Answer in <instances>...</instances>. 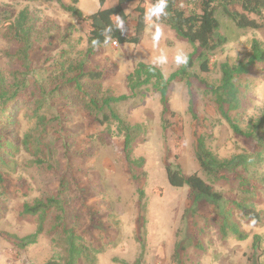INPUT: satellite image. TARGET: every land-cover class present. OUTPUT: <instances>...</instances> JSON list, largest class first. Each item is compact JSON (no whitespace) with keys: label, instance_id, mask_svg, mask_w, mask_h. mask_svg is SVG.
I'll return each instance as SVG.
<instances>
[{"label":"rangeland","instance_id":"1","mask_svg":"<svg viewBox=\"0 0 264 264\" xmlns=\"http://www.w3.org/2000/svg\"><path fill=\"white\" fill-rule=\"evenodd\" d=\"M63 1L67 5L73 2ZM148 3L150 0L142 1L146 6ZM117 4L118 0H106L104 8ZM139 5L135 2L125 6L131 17L126 24L128 37L134 35ZM77 6L84 16L102 8L100 0H78ZM180 6L189 10L185 3ZM0 7L16 11L28 9L38 19L42 31L41 43L31 55L28 88L6 117L14 138L19 137L21 141L15 145L19 152L11 159L9 170L4 171V190L0 191V204L4 207L0 212V264H46L61 255L52 237L44 235L36 245L24 250L18 249L7 237L8 234L21 238L33 234L37 218L24 217V205L59 191L67 203L71 222L96 252L95 264H136L143 242L146 245L142 264H173L177 243L182 241L185 245L187 238L197 234L182 223L193 205L190 191L187 187L170 186L167 166L179 164L185 175L199 173L207 180L195 153L196 140L201 135L206 137L208 148L221 159L249 149L217 114L212 97L202 83L219 85L221 65L246 61L254 40L264 47V28L238 29L227 16L218 13L221 34L228 43L212 57L210 73L201 72L198 66L194 68L191 88L185 81L171 86L169 106L175 117L170 119V129L163 128L160 96L150 87L137 97L113 106L129 123L145 127V134L133 149L135 158L146 161L147 179L143 185L148 211L143 219L138 188L126 163L124 140L115 126L101 124L90 110L85 93L98 94L99 99L128 96L129 75L139 63L152 65V58L158 54L148 32L137 46L109 44L98 50L87 61V69L101 73L102 79L98 83L83 81L80 91L71 79L87 59V26L56 3L0 0ZM161 27L164 36L160 47L168 50L169 63L158 68L169 77L182 67L172 62L175 48L183 47L189 55L193 48L169 26L161 24ZM3 32L0 24V72L12 78L17 66L5 56L12 45L4 39ZM238 85L242 108L231 116L246 131L251 122L264 114V64L254 66L238 80ZM192 102L197 120L189 112ZM258 173L264 178V166ZM215 188L222 189L220 185ZM256 209L264 219V192ZM198 212L196 220L202 229L200 247L188 245L181 254L182 264H264V225L248 224L237 213L235 220L248 238L245 241L234 237L223 239L209 202H201ZM180 230L184 233L178 237ZM254 237L259 238L256 249Z\"/></svg>","mask_w":264,"mask_h":264},{"label":"trees","instance_id":"2","mask_svg":"<svg viewBox=\"0 0 264 264\" xmlns=\"http://www.w3.org/2000/svg\"><path fill=\"white\" fill-rule=\"evenodd\" d=\"M46 3H56L71 16L87 26V52L86 60L80 67L76 77L71 79L81 91L83 81L98 83L102 74L87 69V61L100 50L103 45V30L111 24L110 17L120 14L127 24L131 19L125 6L135 2L140 5L136 9L137 17L134 21V35H121L113 28L111 33L114 40H119V46L139 45L146 32L143 21V13L146 5L143 0H118L116 6L104 8L106 0H100L101 9L96 13L84 16L78 8V0H73L67 5L63 0H42ZM154 2V0H150ZM188 5V9L180 6ZM169 16L161 20V24L169 26L178 38L187 41L193 48L189 55L188 63L178 71L166 77L161 69L153 65L139 63L127 79L129 95L98 98V94L85 93L88 105L101 124L115 126L118 134L124 140V153L127 167L137 186L140 211L143 219L148 211V199L143 185L147 179L144 171L146 161L144 158H135L133 149L138 139L145 134V127L140 124H131L121 117L113 108L115 105L137 97L147 88H152L159 93L162 105L163 128H171L175 113L170 110L169 93L171 86L177 81H185L191 88L195 75L192 71L199 67L203 73L211 72V59L225 44L226 37L221 34V24L218 13L227 16L238 29L261 30L264 28V0H168ZM0 24L3 25V36L7 43L12 45L11 51L5 52L17 69L9 78L0 72V191L4 190L5 173L11 166V159L17 152L16 143L20 138H14L11 124L6 120L8 110L19 103V98L25 94L28 88V79L31 74V55L36 46L41 43L42 31L38 26V19L28 9L22 11L8 10L0 7ZM101 41L99 46L93 47L92 40ZM250 57L238 64L224 63L221 65L222 78L219 85L204 84L206 92L211 95L217 114L226 120L231 126L235 137L244 141L249 146L248 150L235 154L230 158L221 159L207 146L206 137L201 135L196 140V158L200 171L206 177L205 180L199 173L185 175L179 164L167 166V177L171 187L181 189L187 187L193 200L192 207L183 218V225L192 228L197 236L187 238L186 244L179 241L173 255V264H182L181 254L186 252L188 245L200 247L199 237L202 234L197 216L201 202H209L214 209L215 222L219 225V232L223 239L234 237L239 241H245L248 236L241 230L235 220L237 213L248 224H262L264 219L257 211L256 205L262 201L264 192V178L259 177V170L264 166V114L255 122H251L249 128L244 131L232 119L231 114L242 108L240 87L238 80L247 75L251 69L264 64V47L262 43L254 40ZM21 68H20V67ZM34 97V94L32 95ZM189 112L194 120L198 119L196 107L190 103ZM27 144V143H26ZM222 188L218 191L215 186ZM228 188V189H225ZM162 193L161 189L159 190ZM1 193V192H0ZM4 207L0 204V212ZM24 217L37 218L36 231L26 237H18L8 234V239L20 250L36 245L42 236H49L57 242V248L61 251L58 258L48 261L46 264H95L96 252L87 240L83 238L77 226L71 222L67 203L61 191L36 200L33 204L23 207ZM146 233V229H144ZM180 230L178 237L183 234ZM254 249L258 247V237H254ZM145 243H142V252L136 264H142L145 256Z\"/></svg>","mask_w":264,"mask_h":264},{"label":"clouds","instance_id":"3","mask_svg":"<svg viewBox=\"0 0 264 264\" xmlns=\"http://www.w3.org/2000/svg\"><path fill=\"white\" fill-rule=\"evenodd\" d=\"M168 0H154L150 2L145 7L143 13V21L146 26V31L151 37L152 47L158 51V54L152 58L153 70L155 67H163L169 63V53L165 48L160 47V40L164 36L163 29L161 27V20L166 19L169 16ZM111 24L107 26L102 35L104 36L103 45L107 46L109 44L115 46L119 44V40H114L111 33L113 28L120 32L121 35L128 33V28L124 18L120 14H113L111 17ZM101 41L98 39L92 40L93 47L99 46ZM235 55L237 56V51ZM189 54L187 51L180 46H177L174 50L172 56V62L176 67L186 66L188 63Z\"/></svg>","mask_w":264,"mask_h":264}]
</instances>
